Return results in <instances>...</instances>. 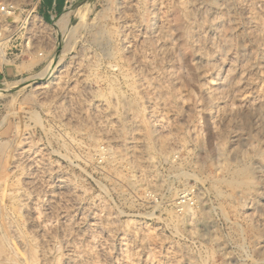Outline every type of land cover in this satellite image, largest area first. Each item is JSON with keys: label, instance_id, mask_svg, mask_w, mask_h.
<instances>
[{"label": "rangeland", "instance_id": "obj_1", "mask_svg": "<svg viewBox=\"0 0 264 264\" xmlns=\"http://www.w3.org/2000/svg\"><path fill=\"white\" fill-rule=\"evenodd\" d=\"M126 1L0 0V264H264V0Z\"/></svg>", "mask_w": 264, "mask_h": 264}, {"label": "bare ground", "instance_id": "obj_2", "mask_svg": "<svg viewBox=\"0 0 264 264\" xmlns=\"http://www.w3.org/2000/svg\"><path fill=\"white\" fill-rule=\"evenodd\" d=\"M124 1V0H123ZM131 3H132V1L131 0H127L126 2H123L122 3V5H129L128 7H125L124 9H122V12L120 13V18L117 16V21H121V23H122V26L125 28L124 30L126 31V34L128 33V34H133V35H136L137 36V33L139 32L138 30L139 29H137L133 24H132V22H131V20H133V19H131L130 17V13H127L128 11H129V9H127V8H130L131 7ZM134 3V2H133ZM135 5V4H134ZM123 8V7H122ZM70 13H71V11H67V12H65L64 14H62L61 16H59L58 18H57V20H56V25L58 26V28H67L68 27V19H69V15H70ZM118 13V12H117ZM118 15H119V13H118ZM160 19V18H159ZM139 25V24H138ZM252 25V24H251ZM121 26V27H122ZM124 32V31H123ZM131 32V33H130ZM125 33V32H124ZM124 33H123V35H124ZM139 34V33H138ZM141 34V33H140ZM141 36V35H140ZM126 37H128V35L126 36ZM133 37V36H132ZM133 38H136L135 36L133 37ZM131 39V38H130ZM125 39V41H124V44H125V47H126V49H131L130 48V46L132 47V43H133V39ZM137 39V38H136ZM158 39V38H157ZM122 40V39H121ZM136 41V40H135ZM2 44V43H1ZM134 44V43H133ZM2 46V45H1ZM0 48H2V47H0ZM125 50V49H124ZM138 54V53H137ZM141 54V53H140ZM135 55V54H134ZM142 56V55H141ZM3 60V54L1 53V51H0V61H2ZM141 61V60H140ZM135 66V65H134ZM50 71L51 70H49L48 69V72H45L46 74L45 75H48V74H50ZM43 76H44V74H43ZM140 76V75H139ZM139 78V77H138ZM7 90L9 89V88H6ZM41 90V89H40ZM143 90V89H142ZM146 91V90H145ZM143 92V91H142ZM148 109V108H147ZM158 111V110H157ZM103 112V111H102ZM99 113H101V112H99ZM152 113H153V111H152ZM98 115V114H97ZM153 115V114H152ZM151 115V116H152ZM65 116V115H64ZM105 117V116H104ZM106 119V118H105ZM108 121V120H107ZM99 122H101L100 120H99ZM109 123V122H108ZM98 126V125H97ZM109 126H110V124H109ZM100 128V127H99ZM109 128V127H108ZM101 130V129H100ZM118 131V130H117ZM120 134V133H119ZM137 141V140H136ZM119 145V144H118ZM135 146V145H134ZM131 147V146H130ZM142 155V154H141ZM247 168V167H246ZM145 172V171H144ZM143 172V173H144ZM264 172V171H263ZM264 176V175H263ZM140 177V176H139ZM41 178V177H40ZM46 182V181H45ZM263 184V183H262ZM77 205V204H76ZM88 206V205H87ZM73 209V208H72ZM79 209V208H78ZM77 210V209H76ZM84 212V211H83ZM88 212V211H87ZM84 214V213H83ZM87 218V217H86ZM69 219V218H68ZM83 220V219H82ZM81 220V221H82ZM80 221V222H81ZM79 222V221H78ZM68 224V223H67ZM84 224V223H83ZM68 226V225H67ZM81 226V225H80ZM94 226V225H93ZM78 227H79V225H78ZM71 228V227H70ZM75 229V228H74ZM77 229V228H76ZM69 230V229H68ZM41 231V230H40ZM71 231V230H70ZM65 232V231H64ZM34 234V233H33ZM96 236V235H95ZM101 239V238H100ZM60 240V239H59ZM81 240V239H80ZM105 240V239H104ZM109 240V239H108ZM82 243V242H81ZM51 244V243H50ZM68 244V243H67ZM65 245V244H64ZM109 245V244H108ZM46 246V245H45ZM122 246V245H121ZM98 247V246H97ZM47 249V248H46ZM65 250V249H64ZM73 250V249H72ZM44 251V250H43ZM70 251V250H69ZM65 252V251H64ZM72 252V251H71ZM64 254V253H63ZM70 254V253H69ZM71 255H72V253H71ZM76 255V254H75ZM46 256V255H45ZM73 257V256H72ZM104 257V256H103ZM76 259V258H75ZM86 260V259H85ZM73 261V260H72ZM92 261V260H91ZM74 262V261H73ZM76 263V262H75ZM109 263V262H108Z\"/></svg>", "mask_w": 264, "mask_h": 264}, {"label": "crops", "instance_id": "obj_3", "mask_svg": "<svg viewBox=\"0 0 264 264\" xmlns=\"http://www.w3.org/2000/svg\"><path fill=\"white\" fill-rule=\"evenodd\" d=\"M68 0H41L38 6L39 14L48 23L59 17L66 9ZM12 72L0 69V78L7 77Z\"/></svg>", "mask_w": 264, "mask_h": 264}, {"label": "built area", "instance_id": "obj_4", "mask_svg": "<svg viewBox=\"0 0 264 264\" xmlns=\"http://www.w3.org/2000/svg\"><path fill=\"white\" fill-rule=\"evenodd\" d=\"M40 1H41V0H35V8L38 9V6H39ZM2 11H4V9H2ZM34 16H36V17H34ZM34 16L29 17V15H28V16L26 17V19L23 20V21H45L43 18H42L43 20H41V18L37 15V13H36V15H34Z\"/></svg>", "mask_w": 264, "mask_h": 264}]
</instances>
